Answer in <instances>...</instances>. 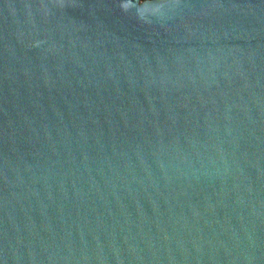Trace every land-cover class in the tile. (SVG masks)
<instances>
[{
	"label": "water",
	"instance_id": "1",
	"mask_svg": "<svg viewBox=\"0 0 264 264\" xmlns=\"http://www.w3.org/2000/svg\"><path fill=\"white\" fill-rule=\"evenodd\" d=\"M0 264H264V0H0Z\"/></svg>",
	"mask_w": 264,
	"mask_h": 264
}]
</instances>
